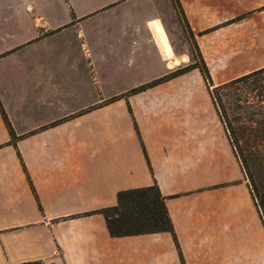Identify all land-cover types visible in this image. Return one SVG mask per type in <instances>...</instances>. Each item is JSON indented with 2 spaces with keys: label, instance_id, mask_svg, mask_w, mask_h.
I'll list each match as a JSON object with an SVG mask.
<instances>
[{
  "label": "crops",
  "instance_id": "obj_1",
  "mask_svg": "<svg viewBox=\"0 0 264 264\" xmlns=\"http://www.w3.org/2000/svg\"><path fill=\"white\" fill-rule=\"evenodd\" d=\"M189 41L213 86L264 67V0H0V264H264ZM153 184L173 232L112 236Z\"/></svg>",
  "mask_w": 264,
  "mask_h": 264
},
{
  "label": "trees",
  "instance_id": "obj_2",
  "mask_svg": "<svg viewBox=\"0 0 264 264\" xmlns=\"http://www.w3.org/2000/svg\"><path fill=\"white\" fill-rule=\"evenodd\" d=\"M198 67L206 81L213 103L227 135L233 145L234 153L240 160L251 195L257 205L264 224V93L263 88L251 96L254 89L245 90L242 85L264 73V67L232 79L223 84L213 86L204 63L194 62L177 69L181 73ZM162 79L145 84L141 88L155 84ZM246 95L236 98L237 103L231 114L223 105L221 95ZM10 133L9 122H7ZM103 214L108 232L112 236H125L153 232H173L171 219L165 204V197L157 185L131 188L117 193V203L100 210ZM36 264V263H27Z\"/></svg>",
  "mask_w": 264,
  "mask_h": 264
},
{
  "label": "rangeland",
  "instance_id": "obj_3",
  "mask_svg": "<svg viewBox=\"0 0 264 264\" xmlns=\"http://www.w3.org/2000/svg\"><path fill=\"white\" fill-rule=\"evenodd\" d=\"M178 17L181 20L179 15H178ZM182 27L185 31V26L183 23H182ZM52 39L57 41L59 39V37L57 36V37H54ZM189 42H190V46L192 48V52L194 54V57L196 58V61L199 62L196 50H195L193 44L191 43V41H189ZM242 87L245 90L255 88L254 92L251 93V96L254 95L255 93H258V91H260L261 88H263V93H264V73L261 74L260 76L256 77L255 80H250V81L246 82L245 84L242 85ZM246 95H249V94H246L245 92H243L241 95H237V94L234 95V94H232V92H230V94L225 95L223 93L221 95V100H222L223 105L228 108V110L231 114H233V113H235L233 108L235 107V103H237L236 98L237 97L244 98ZM251 96L249 95V97H251Z\"/></svg>",
  "mask_w": 264,
  "mask_h": 264
}]
</instances>
